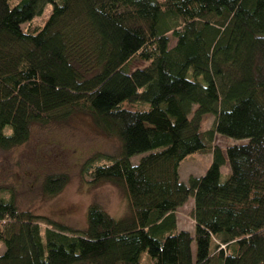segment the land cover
<instances>
[{
	"label": "trees",
	"instance_id": "trees-1",
	"mask_svg": "<svg viewBox=\"0 0 264 264\" xmlns=\"http://www.w3.org/2000/svg\"><path fill=\"white\" fill-rule=\"evenodd\" d=\"M9 1L0 0V149L25 144L32 124L87 114L119 153L82 173L120 188L127 214L90 204L73 229L19 211L0 190V264H264V0ZM46 4L44 24L23 31ZM131 59L146 66L127 70ZM206 115L214 123L201 130ZM216 134L243 142L221 149ZM191 154L210 164L181 182ZM66 184L49 174L40 186L51 198ZM188 200L192 233L175 216Z\"/></svg>",
	"mask_w": 264,
	"mask_h": 264
},
{
	"label": "rangeland",
	"instance_id": "rangeland-1",
	"mask_svg": "<svg viewBox=\"0 0 264 264\" xmlns=\"http://www.w3.org/2000/svg\"><path fill=\"white\" fill-rule=\"evenodd\" d=\"M18 1L10 0L9 6H14ZM50 11L51 6L46 4L43 12L29 23L21 25V29L31 31L41 27ZM168 37L171 39L170 34ZM173 44L171 39L170 46ZM145 66L146 63L131 59L126 69ZM213 123L214 117L206 115L201 120L200 129L207 130ZM242 142L217 134L213 139V144L221 149ZM118 153V141L97 131L87 114L76 112L63 121L32 124L30 137L25 144L8 151L0 149V190L5 198L13 196L19 211H29L73 229L85 227L86 209L90 204H96L113 218H120L127 214L126 200L121 189L107 182L92 183L90 175L81 170L87 161H93L95 157H115ZM142 155L132 156L130 162L136 164ZM210 160V154L186 156L179 164L181 182H186L190 174L203 175ZM49 174L64 175L67 184L58 194L46 198L40 185ZM228 174L229 168L225 165L221 168L220 180H225ZM191 209L192 200H188L175 212L178 229L189 233H192L194 226L189 216ZM2 251L3 246L0 245V253ZM141 264L153 262L143 256Z\"/></svg>",
	"mask_w": 264,
	"mask_h": 264
},
{
	"label": "crops",
	"instance_id": "crops-1",
	"mask_svg": "<svg viewBox=\"0 0 264 264\" xmlns=\"http://www.w3.org/2000/svg\"><path fill=\"white\" fill-rule=\"evenodd\" d=\"M192 250H193V247H192Z\"/></svg>",
	"mask_w": 264,
	"mask_h": 264
}]
</instances>
